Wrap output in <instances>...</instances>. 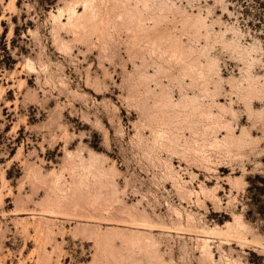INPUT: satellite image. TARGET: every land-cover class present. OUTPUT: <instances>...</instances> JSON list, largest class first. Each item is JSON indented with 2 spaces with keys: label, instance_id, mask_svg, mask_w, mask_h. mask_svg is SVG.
I'll return each mask as SVG.
<instances>
[{
  "label": "rangeland",
  "instance_id": "obj_1",
  "mask_svg": "<svg viewBox=\"0 0 264 264\" xmlns=\"http://www.w3.org/2000/svg\"><path fill=\"white\" fill-rule=\"evenodd\" d=\"M254 176L264 0H0V264H264Z\"/></svg>",
  "mask_w": 264,
  "mask_h": 264
},
{
  "label": "trees",
  "instance_id": "obj_2",
  "mask_svg": "<svg viewBox=\"0 0 264 264\" xmlns=\"http://www.w3.org/2000/svg\"><path fill=\"white\" fill-rule=\"evenodd\" d=\"M246 182L248 184V186L246 188L247 191H250L251 189H253V191L256 192V195L258 196L257 197L258 200L261 196H262L261 198H263V196H264V192H263V190H264V178H261L259 176H254L252 178H247ZM260 209L262 211H264V205H262L260 207Z\"/></svg>",
  "mask_w": 264,
  "mask_h": 264
}]
</instances>
